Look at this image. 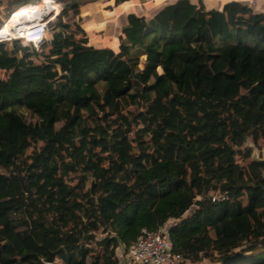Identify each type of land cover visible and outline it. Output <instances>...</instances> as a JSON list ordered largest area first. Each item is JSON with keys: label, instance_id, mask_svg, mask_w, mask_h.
Returning <instances> with one entry per match:
<instances>
[{"label": "trees", "instance_id": "trees-1", "mask_svg": "<svg viewBox=\"0 0 264 264\" xmlns=\"http://www.w3.org/2000/svg\"><path fill=\"white\" fill-rule=\"evenodd\" d=\"M39 1L6 0L0 26ZM111 2L130 0L63 2L37 49L0 42V264H120L165 225L189 264H264V160L244 148L264 147V13L178 0L95 48L82 9Z\"/></svg>", "mask_w": 264, "mask_h": 264}, {"label": "crops", "instance_id": "crops-1", "mask_svg": "<svg viewBox=\"0 0 264 264\" xmlns=\"http://www.w3.org/2000/svg\"><path fill=\"white\" fill-rule=\"evenodd\" d=\"M178 0H130L120 6L113 2L105 6L87 4L82 9V23L88 38L89 45L95 48L115 49L118 44L119 30L126 24V15L135 13L152 17L164 6ZM195 5L202 4L206 10L220 11L229 3L246 5L255 13H264V0H189ZM33 18L39 20L40 15ZM42 20V19H41Z\"/></svg>", "mask_w": 264, "mask_h": 264}, {"label": "built area", "instance_id": "built-area-1", "mask_svg": "<svg viewBox=\"0 0 264 264\" xmlns=\"http://www.w3.org/2000/svg\"><path fill=\"white\" fill-rule=\"evenodd\" d=\"M35 19L36 18H33V20L28 19L27 21H20L19 23L17 22V27L13 30L11 29V31L6 29L9 25V19L6 23L0 26V42L21 40L37 49L44 39L47 21ZM116 255L120 259V264L184 263L179 254L172 252L167 237L166 225L154 232L141 230L138 238L130 244L127 249H125L124 246L117 249Z\"/></svg>", "mask_w": 264, "mask_h": 264}, {"label": "rangeland", "instance_id": "rangeland-1", "mask_svg": "<svg viewBox=\"0 0 264 264\" xmlns=\"http://www.w3.org/2000/svg\"><path fill=\"white\" fill-rule=\"evenodd\" d=\"M54 2H56L59 6H60V10H61V6H62V3L65 2V1H69V0H53ZM41 2V1H39ZM38 3V2H37ZM6 4V0H0V11L2 10V7ZM19 7V6H18ZM17 9L14 8L12 11V14L16 11ZM11 20V18H10ZM8 21V26L10 29H15L17 27L18 24H16L15 27H13V24L11 21ZM17 23V22H16ZM19 23V22H18ZM13 27V28H12ZM99 71V70H98ZM92 80L95 81V84H94V90H96L98 93H101L106 84L104 82H102L101 80H98L97 79V76L95 77H92ZM79 88L81 90H83V92L87 95V96H90L92 94V90H93V87H83L81 84L79 86ZM251 148L252 149V152H251V159L252 160H257V161H261V160H264V147L262 149H256L252 146L250 140H248L244 146V148ZM173 222H170L169 224H172ZM167 226V225H166ZM183 264H189L187 262H184ZM198 264H209L207 261H202L201 263H198Z\"/></svg>", "mask_w": 264, "mask_h": 264}, {"label": "bare ground", "instance_id": "bare-ground-1", "mask_svg": "<svg viewBox=\"0 0 264 264\" xmlns=\"http://www.w3.org/2000/svg\"><path fill=\"white\" fill-rule=\"evenodd\" d=\"M42 2H44L45 4H49V6H47L46 9H45V11L49 14V16H48L49 20H52L53 17H55V16H57L59 14L60 6L56 2H54L53 0H43V1L35 3V4H41ZM35 4H32V5H35ZM24 9L29 10V12L26 13V14H23L25 11H22V10H24ZM32 11L37 12L39 10L36 7H34V6H27V7H22L20 9H17L11 16V19H12L13 17H16L17 15H19L15 19L11 20V22L13 24V27L16 26V22L27 21L28 19L33 20V17L36 16V15ZM37 15H39V14H37ZM6 29L11 31V29H9L8 26L6 27Z\"/></svg>", "mask_w": 264, "mask_h": 264}, {"label": "water", "instance_id": "water-1", "mask_svg": "<svg viewBox=\"0 0 264 264\" xmlns=\"http://www.w3.org/2000/svg\"><path fill=\"white\" fill-rule=\"evenodd\" d=\"M39 15H40V18L42 19V20H45V21H49V14L45 11V9L44 8H42V10L40 11V13H39ZM92 184H91V187H90V191L92 192ZM45 252H46V254H47V258L44 260V263L45 264H51L53 261H54V259H55V256L57 255V253L58 252H49V251H47V250H45Z\"/></svg>", "mask_w": 264, "mask_h": 264}, {"label": "clouds", "instance_id": "clouds-1", "mask_svg": "<svg viewBox=\"0 0 264 264\" xmlns=\"http://www.w3.org/2000/svg\"><path fill=\"white\" fill-rule=\"evenodd\" d=\"M54 18V17H53Z\"/></svg>", "mask_w": 264, "mask_h": 264}]
</instances>
